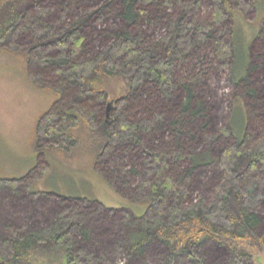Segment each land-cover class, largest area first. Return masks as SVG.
<instances>
[{"label":"trees","instance_id":"16d2710c","mask_svg":"<svg viewBox=\"0 0 264 264\" xmlns=\"http://www.w3.org/2000/svg\"><path fill=\"white\" fill-rule=\"evenodd\" d=\"M24 1L20 10L17 0H0V53L20 56L33 83L51 80L45 87L57 100L35 126V150L42 139L57 153L78 143L107 185L126 172L139 178L150 228L128 233L130 259L156 241L163 264H207L201 249L211 243L227 264H252L239 243L264 251V17L247 44L236 40L235 22L247 10L264 15V0ZM214 69L226 71L232 92L219 132L205 86ZM114 79L125 89L108 113ZM214 167L210 197L193 199L196 173ZM58 219L49 239L42 231L1 240L4 264H28L58 246L67 264H101L80 246L89 243L86 214L63 207Z\"/></svg>","mask_w":264,"mask_h":264},{"label":"rangeland","instance_id":"374dc122","mask_svg":"<svg viewBox=\"0 0 264 264\" xmlns=\"http://www.w3.org/2000/svg\"><path fill=\"white\" fill-rule=\"evenodd\" d=\"M25 2L17 0L16 5L24 10ZM210 11V5L200 9L202 22L209 18ZM263 17L261 12L256 14L251 10L242 14L235 22L236 40L239 37L238 41L246 44L252 42ZM21 47L22 50L28 48L26 44ZM227 77L226 71L214 69L205 78L214 132L225 127L231 111L232 92ZM46 81L47 84L33 83L26 74L20 56L0 53V241L11 237L13 232L31 234L44 231L42 239H49L45 230L57 223L64 207L86 214L83 227L88 230L89 243L82 245L79 241L80 246L101 264H163L166 249L156 241L146 247V252L140 258L130 259L128 253V233L150 228L146 205L137 200L139 178L127 175L124 169L129 160H123L117 169L119 174L126 172L122 175L124 180L113 177L111 187L94 171L86 149L76 151L80 148L78 143L71 147L67 145L62 152H49L44 148L50 142L41 138L39 147L42 151L35 150V126L57 100L49 89L51 80ZM47 85L48 88L45 87ZM107 89L110 91L108 104L113 105L112 102L122 96L125 85L119 79H114L108 83ZM54 144L51 146H59L58 143ZM219 150L221 147L214 151L216 155ZM44 155L50 164L45 161ZM217 172L214 167L196 173L193 199L203 197L208 200L219 178ZM7 181L15 182V189H11ZM63 197L68 200L62 203L60 198ZM239 244L241 249L251 254L252 264H264V251L247 243ZM205 245L201 252L207 264H216L215 260L219 264H227L228 254L225 250L211 243ZM65 250L58 246L35 252L28 264H67V258L63 255ZM4 262L5 259L0 258V264ZM177 263L193 264L186 259Z\"/></svg>","mask_w":264,"mask_h":264},{"label":"water","instance_id":"95a60500","mask_svg":"<svg viewBox=\"0 0 264 264\" xmlns=\"http://www.w3.org/2000/svg\"><path fill=\"white\" fill-rule=\"evenodd\" d=\"M110 105H108L107 112L109 111Z\"/></svg>","mask_w":264,"mask_h":264}]
</instances>
